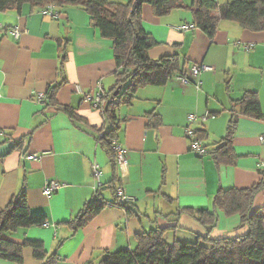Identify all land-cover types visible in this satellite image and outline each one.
<instances>
[{
    "label": "crops",
    "instance_id": "crops-1",
    "mask_svg": "<svg viewBox=\"0 0 264 264\" xmlns=\"http://www.w3.org/2000/svg\"><path fill=\"white\" fill-rule=\"evenodd\" d=\"M179 2L190 5L192 0ZM62 11L58 19L30 5L21 13L0 11V130L6 135L0 139V212L25 189L31 211L45 215L48 224L19 229L6 238L19 243L41 241L49 255L58 254V264H101L105 251L134 249L136 236L156 227H178L165 235L170 245L206 235L204 227L186 213L177 216L178 210H210L219 188L243 189L263 177L264 122L241 118L234 145L238 162L217 167L210 156L199 158L190 151L185 132L188 115L208 114L206 121L198 119L194 127L207 145H213L226 134L231 104L246 92L259 94L264 112V32H249L237 23L222 21L210 39L199 29H179L192 23L189 11L178 9L156 17L150 6H144L143 26L159 44L149 51L151 58L176 54L187 74L201 64L213 70L187 85L175 77L164 87L140 89L132 105L118 109V142L126 161L117 167V186L138 198L135 215L109 206L73 232L68 223L97 189L93 165H100L103 184L113 180V172L92 131L74 123L63 108L73 109L101 128L105 122L101 111L79 89L91 93L101 86L103 93L111 91L117 66L112 40L99 35L89 15L75 7ZM16 28L22 32L18 40L11 34ZM56 86L59 107L40 102L38 95ZM148 113L161 117L158 128L149 126ZM5 138L9 142H3ZM12 140L22 141L21 149L11 150ZM31 155L37 159H27ZM51 180L62 187L46 196L43 189ZM105 197L113 200L111 193ZM254 205L264 208V191ZM218 217L213 237L247 230L236 231L241 224L238 215L226 217L219 211ZM0 264L16 263L0 259ZM22 264L42 262L27 247Z\"/></svg>",
    "mask_w": 264,
    "mask_h": 264
},
{
    "label": "trees",
    "instance_id": "trees-1",
    "mask_svg": "<svg viewBox=\"0 0 264 264\" xmlns=\"http://www.w3.org/2000/svg\"><path fill=\"white\" fill-rule=\"evenodd\" d=\"M25 5L36 9L52 5L59 16L66 8L82 9L89 15L91 24L98 30L99 35L113 42L117 66L116 84L111 91L105 93L104 106L98 109L105 121L103 126L101 128L92 126L86 118L73 109L63 108L74 123L88 126L92 131L94 139L107 156L113 172V180L105 184L100 182V185L97 183L93 199L87 202L78 216L68 223L73 232L85 227L109 206L120 207L129 215H135L134 204L138 198L133 196L134 201L124 203L117 194L118 189L122 188L117 186L116 176L119 165L116 145L120 144L117 111L121 106L132 105L140 89L150 86L164 87L175 77L187 74L176 54L157 59L149 56V51L159 44L143 26L144 6H150L156 17L166 16L178 9L189 11L193 21L188 25L201 30L210 39L215 37L222 21L237 23L243 30L249 32H264V0H192L190 5H183L179 0H130L128 3L112 0H0V11L21 13ZM63 53L65 54L64 51ZM61 71L63 72V63ZM119 87H121L119 95L106 110L108 101ZM229 90L230 83H227V91ZM57 94L58 86L45 94L44 102L47 106L59 107ZM231 105V118L226 134L213 145H207L202 133L194 127L198 119L206 121L208 114L200 117L192 114L196 116L194 121L189 120L190 114L187 119L186 137L191 144L187 129L192 128L195 132L194 139L203 142L206 153L203 156L194 154L191 145L190 151L199 158L210 156L217 167L235 166L238 162L234 145L241 118L264 122V112L257 92H246L241 99ZM147 118L150 127L158 128L161 124V117L155 113H148ZM5 136V132L0 130V139ZM3 142H9V139L5 138ZM11 142L14 144L11 150L21 149L23 146L22 141ZM262 175L259 181L247 188L227 190L219 188L210 210H178L177 216L186 213L204 227L206 235L197 234L193 241L176 240L170 245L165 240V235L169 230H176L178 227H156L138 234L134 249L105 251L101 264H264V208L254 207L255 200L264 191V169ZM106 193H111L112 201L106 200ZM219 211L226 217L238 215L241 224L236 231L246 228V232L213 237L214 230L218 228ZM46 225H48L47 217L31 211L26 191L22 189L0 212V259L22 264L24 249L29 247L33 250L34 258L42 264H58V254L49 255L43 242L26 240L19 243L6 238L19 229Z\"/></svg>",
    "mask_w": 264,
    "mask_h": 264
},
{
    "label": "built area",
    "instance_id": "built-area-1",
    "mask_svg": "<svg viewBox=\"0 0 264 264\" xmlns=\"http://www.w3.org/2000/svg\"><path fill=\"white\" fill-rule=\"evenodd\" d=\"M41 12L44 16H48L50 18H59V15H57V13L55 12V8L52 5L46 6L45 8L41 9ZM1 29H2V26L0 25V31H1ZM179 29L182 31H187V30L195 29V28L192 26L185 25V26L180 27ZM11 34L15 39L18 40L21 37L22 32L16 28V29H13L11 31ZM212 70H213L212 67H209V66H206L203 64L195 65L194 67H192L189 70L188 74H186L185 76H178L177 80L182 85H185V84L189 83L191 79H197V77H199L201 75V73L206 72V71H212ZM199 85H200V83H197V88H199ZM79 92L81 94H83L84 99L86 101H91L95 108L100 109L101 107L104 106L103 99H104L105 93H103V89L101 86H98L97 89L94 92L92 91L91 93H84L81 89H79ZM45 98H46L45 94H39L38 95V99L40 100V102H44ZM195 118H196L195 115L191 114L189 116L190 121H194ZM194 133L195 132L192 128L187 129V136L191 140V144H190L191 150L194 154L199 155V156H203L206 153V149L204 147L203 142H201L197 139H194ZM260 141L264 143V135L260 137ZM116 150L118 153V158H117L118 164L123 165L126 161L125 149L120 144H117ZM27 159L35 160V159H37V156L31 155V156H28ZM93 172H94V176H95L97 183L100 185V177L102 174L100 165H98V164L93 165ZM61 187H62V185L56 180L48 181L45 184L44 189H43L44 194L46 196H51L52 194L57 192ZM117 194L124 203L131 202V201L135 200V197L126 194L123 188H119Z\"/></svg>",
    "mask_w": 264,
    "mask_h": 264
},
{
    "label": "water",
    "instance_id": "water-1",
    "mask_svg": "<svg viewBox=\"0 0 264 264\" xmlns=\"http://www.w3.org/2000/svg\"><path fill=\"white\" fill-rule=\"evenodd\" d=\"M120 90H121V87L117 88V89L114 91V93H113L111 99L108 101V103H107V105H106V110L108 109L109 105L112 103L113 99H114L116 96L119 95Z\"/></svg>",
    "mask_w": 264,
    "mask_h": 264
},
{
    "label": "bare ground",
    "instance_id": "bare-ground-1",
    "mask_svg": "<svg viewBox=\"0 0 264 264\" xmlns=\"http://www.w3.org/2000/svg\"><path fill=\"white\" fill-rule=\"evenodd\" d=\"M195 29H196V28H195ZM195 29H194V30H195ZM190 83H191V80H190V82H189V83H187V84H190ZM187 84H185V85H187ZM199 86H200V85H199Z\"/></svg>",
    "mask_w": 264,
    "mask_h": 264
},
{
    "label": "rangeland",
    "instance_id": "rangeland-1",
    "mask_svg": "<svg viewBox=\"0 0 264 264\" xmlns=\"http://www.w3.org/2000/svg\"><path fill=\"white\" fill-rule=\"evenodd\" d=\"M120 2V1H119Z\"/></svg>",
    "mask_w": 264,
    "mask_h": 264
}]
</instances>
